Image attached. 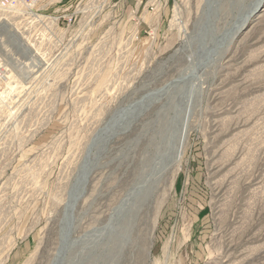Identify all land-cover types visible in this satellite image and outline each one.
<instances>
[{
    "label": "rangeland",
    "instance_id": "1",
    "mask_svg": "<svg viewBox=\"0 0 264 264\" xmlns=\"http://www.w3.org/2000/svg\"><path fill=\"white\" fill-rule=\"evenodd\" d=\"M259 1L0 8V264H264Z\"/></svg>",
    "mask_w": 264,
    "mask_h": 264
},
{
    "label": "bare ground",
    "instance_id": "2",
    "mask_svg": "<svg viewBox=\"0 0 264 264\" xmlns=\"http://www.w3.org/2000/svg\"><path fill=\"white\" fill-rule=\"evenodd\" d=\"M260 2H261V0H260L258 3L255 4V6L253 7V9H252L251 11H249L250 13L248 14V15H249L248 18L251 17L250 19H252V18L255 17V16H256L261 10H263V9H262V6H259V5H260V4H259ZM256 8H258V9H256ZM263 8H264V7H263ZM250 15H251V16H250ZM248 18H247V19H248ZM246 22H247V20L244 21V23L242 24V26H241L239 29H241V28L243 27V25L246 24ZM9 28H11V27H9ZM9 30H10V32H13V33H14V31H13L12 29H9ZM10 34H11V33H10ZM11 36H12V35H11ZM19 38H20V37H18V40L20 41L19 43L22 44V45H24L25 42H23L22 39H19ZM24 46H25V45H24ZM25 48H26V50H29L28 47H25ZM29 51H31V50H29ZM182 137H183V129H182V133H181V139H180V142H181V140H182ZM180 142H179V146H178V149H177V153H179V150H180ZM177 156H178V154L176 155V157H177ZM176 162H177V161H176ZM157 172H158V171H157ZM158 173H159V172H158ZM158 173H157V174H158ZM69 227H70V226H69ZM69 227H68V228H69Z\"/></svg>",
    "mask_w": 264,
    "mask_h": 264
},
{
    "label": "built area",
    "instance_id": "3",
    "mask_svg": "<svg viewBox=\"0 0 264 264\" xmlns=\"http://www.w3.org/2000/svg\"><path fill=\"white\" fill-rule=\"evenodd\" d=\"M33 1H36V0H0V8L6 10V9L12 7L13 5H15V4L19 3V2L28 4V2H33ZM69 7H67L64 10H67ZM68 22L70 24V22H71L70 18L68 19Z\"/></svg>",
    "mask_w": 264,
    "mask_h": 264
},
{
    "label": "water",
    "instance_id": "4",
    "mask_svg": "<svg viewBox=\"0 0 264 264\" xmlns=\"http://www.w3.org/2000/svg\"><path fill=\"white\" fill-rule=\"evenodd\" d=\"M183 139H184V134H183ZM88 166V165H87Z\"/></svg>",
    "mask_w": 264,
    "mask_h": 264
}]
</instances>
